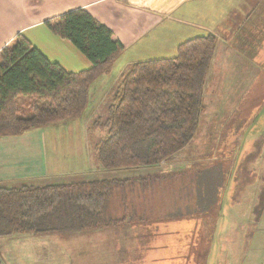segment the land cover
<instances>
[{"label":"trees","instance_id":"16d2710c","mask_svg":"<svg viewBox=\"0 0 264 264\" xmlns=\"http://www.w3.org/2000/svg\"><path fill=\"white\" fill-rule=\"evenodd\" d=\"M45 24L53 34L70 41L92 66L67 72L24 34H18L0 51V137L19 136L82 115L91 84L125 51L113 31L86 9L48 19ZM217 40L214 34L193 37L178 45L175 56L138 61L121 75L109 117L94 123L106 130L94 149L105 171H155L169 165V158L193 140L206 108L204 87ZM150 182L146 178L131 181L104 176L0 186V238L109 228L120 216L125 219L139 213L137 208L150 200V196L146 198ZM178 190V186L173 187L166 191L170 192L168 197H157L158 209L176 210L179 202L186 201L183 211H199V200L184 198ZM160 212L154 213L162 214L161 220L184 215ZM260 212L256 211L257 216ZM203 250L205 255V246Z\"/></svg>","mask_w":264,"mask_h":264},{"label":"rangeland","instance_id":"374dc122","mask_svg":"<svg viewBox=\"0 0 264 264\" xmlns=\"http://www.w3.org/2000/svg\"><path fill=\"white\" fill-rule=\"evenodd\" d=\"M226 1L221 0L222 7ZM248 3L239 6V11L247 7L253 14H264V0H248ZM182 30L180 25L174 24L171 36L175 37L174 33ZM160 31V28L154 29L156 38H162L158 35ZM225 31L226 37L216 31L219 34L214 60H217L220 44L229 41L228 29ZM242 36L239 35L238 39ZM260 39L264 40V36ZM256 41V36H252L243 47L240 42L233 41L238 52L222 58L225 70L212 84L215 105L205 98V112L193 140L169 158V165L156 167L157 172L172 165L183 172L188 170V177H176L177 192L185 193V198L196 197L200 206L199 211L191 208L183 211V207L166 211L160 208V213L181 215L184 212V217L151 222L149 233L152 235L144 239L146 242L138 241L133 246L146 247L141 264H203V261L204 264H264V46L259 51L261 42L257 44ZM262 43L264 45V41ZM137 50L136 45H130L109 71L91 84L88 104L82 115L31 130L27 138L43 146L49 172L45 182L76 181L69 177L79 175L77 169L79 172L85 170L87 175L105 170L96 160L94 149L96 143L105 137L106 130L94 126V123L109 117V107L114 104L121 75L135 62L149 60L139 57ZM163 53L172 57L176 52L168 49ZM210 73L211 70L206 81ZM220 75L221 72L218 77ZM71 171L75 174L70 175ZM258 209H261L259 216L256 214ZM108 229L117 234V241L121 240L123 233L117 223ZM78 234H22L0 238L1 260L3 264H65L66 257H79V252H72L73 248L92 245L97 246L103 257L98 264H116L112 263L108 251V248L115 247L116 240L110 247L102 248L101 239L91 236L92 232ZM95 251L91 258L98 254ZM54 252L62 255L56 257L52 254ZM89 253L91 255V251ZM124 256L116 262L122 261ZM123 263L128 264L127 261Z\"/></svg>","mask_w":264,"mask_h":264},{"label":"crops","instance_id":"0c3cea01","mask_svg":"<svg viewBox=\"0 0 264 264\" xmlns=\"http://www.w3.org/2000/svg\"><path fill=\"white\" fill-rule=\"evenodd\" d=\"M244 3L247 4L248 0H227L225 7L221 6V0H0V51L10 45L18 34H24L50 61L58 62L67 72L89 69L92 66L91 62L70 41L53 34L45 24L48 19L77 9H86L99 22L109 27L114 33V38L124 45L125 51L130 45H136L137 51L140 52L139 57H147L149 60L168 58L163 51L169 49L177 53L179 44L196 36L214 34L218 39L217 34L220 33V36L224 34L226 37L225 30L228 29L229 41L225 40L224 45L220 44L217 60H214L215 52L210 67L211 73L204 87V103L205 98H209L210 103L215 105L212 84L215 79L222 77L225 70L222 58L227 54L238 52L232 45L233 41L240 42L243 47L252 36H256L257 44L261 42L258 50L261 51L264 46L262 43L264 40L260 39V36H264V14H253V11L248 10L247 7L239 11V6ZM174 24L180 25L184 30L174 33L175 37H172L171 29ZM155 28L161 29L158 35L162 38H156ZM239 35H243L241 39H238ZM220 72L221 75L218 77ZM213 109L216 110L215 106ZM31 132L19 136L0 137V186L47 183L45 177L49 172L41 148L43 146L39 142L36 145L34 139L27 138ZM174 168L175 165H172L167 170L158 172L126 169L111 173L102 170L104 172L98 171L90 175L84 174L85 170L79 172L77 169L79 175L69 178L88 180L101 176H117L131 181L146 178L152 183L151 190L146 194V198L150 196V200H144L143 207L137 208L139 213L135 216L129 215L125 219H121V216L117 219V225L123 233L120 235V241H117V234L111 233L108 228L87 230L78 235L92 232L91 236L101 239L102 248L110 247L116 240L115 247L108 248L112 255L109 257L113 260L112 263L126 264L123 261H127L128 264H141L146 247L133 246L138 241L146 242L144 239L152 235L149 233L151 222L161 221L163 215L154 213L160 210L157 203L159 199L156 198H166L170 195V192L166 193L168 189L177 186L179 188V185L175 184L176 177L183 179L185 176L188 177V170L183 172ZM73 174L75 172L71 171L70 175ZM156 189L161 190L159 194L154 193ZM183 194L185 198L186 194ZM185 205L186 201H181L177 204V209H181L180 207L185 209ZM123 240L125 243H122ZM96 248L97 246L92 245L87 248L76 246L72 252H79V257L70 256L66 257V260L68 264H98L103 257ZM93 251L98 254L91 258ZM52 254L56 257L62 255L61 252ZM122 255H125L123 260L116 262Z\"/></svg>","mask_w":264,"mask_h":264}]
</instances>
